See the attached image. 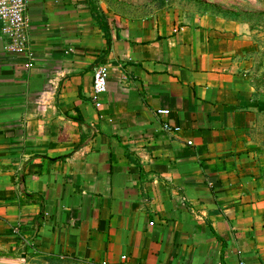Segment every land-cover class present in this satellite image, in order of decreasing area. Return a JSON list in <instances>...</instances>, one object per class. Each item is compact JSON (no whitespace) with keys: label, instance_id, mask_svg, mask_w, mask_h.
Instances as JSON below:
<instances>
[{"label":"crops","instance_id":"obj_1","mask_svg":"<svg viewBox=\"0 0 264 264\" xmlns=\"http://www.w3.org/2000/svg\"><path fill=\"white\" fill-rule=\"evenodd\" d=\"M26 16L24 53L6 50L0 24V251L264 264V193L248 153L264 99L242 27L114 18L107 45L85 0H28Z\"/></svg>","mask_w":264,"mask_h":264},{"label":"rangeland","instance_id":"obj_2","mask_svg":"<svg viewBox=\"0 0 264 264\" xmlns=\"http://www.w3.org/2000/svg\"><path fill=\"white\" fill-rule=\"evenodd\" d=\"M108 20H132L162 12L173 13L183 23L210 16L233 21L248 39V75L256 96L264 99V0H89ZM252 177L264 193V112L248 133ZM20 252V251H18ZM0 251V260L17 264H83L67 258L37 257L20 259Z\"/></svg>","mask_w":264,"mask_h":264},{"label":"built area","instance_id":"obj_3","mask_svg":"<svg viewBox=\"0 0 264 264\" xmlns=\"http://www.w3.org/2000/svg\"><path fill=\"white\" fill-rule=\"evenodd\" d=\"M28 0H0L1 33L6 37V50L10 53H24L30 44V24L26 16ZM108 69L100 67L94 72L92 93L96 102L107 91ZM157 115H167L168 111L159 110ZM170 131V129H167ZM178 129H174L177 131Z\"/></svg>","mask_w":264,"mask_h":264},{"label":"trees","instance_id":"obj_4","mask_svg":"<svg viewBox=\"0 0 264 264\" xmlns=\"http://www.w3.org/2000/svg\"><path fill=\"white\" fill-rule=\"evenodd\" d=\"M85 1L87 3V6L89 8V11L91 13L93 21L98 26L101 33L103 34V37H104L107 45H110L111 33H110V28H109L107 17L97 6H94L89 0H85ZM23 198H29L31 200H34L36 203L40 202V200L37 199L36 196H34V195H23ZM41 217H42V214H39L36 217L35 221L40 220ZM38 226L39 225H37V227Z\"/></svg>","mask_w":264,"mask_h":264},{"label":"water","instance_id":"obj_5","mask_svg":"<svg viewBox=\"0 0 264 264\" xmlns=\"http://www.w3.org/2000/svg\"><path fill=\"white\" fill-rule=\"evenodd\" d=\"M25 258V254H22L21 255V259H24ZM0 264H17L15 262H11V261H3V260H0Z\"/></svg>","mask_w":264,"mask_h":264}]
</instances>
